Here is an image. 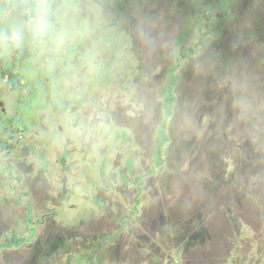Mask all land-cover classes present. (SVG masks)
Returning <instances> with one entry per match:
<instances>
[{
    "label": "rangeland",
    "instance_id": "1",
    "mask_svg": "<svg viewBox=\"0 0 264 264\" xmlns=\"http://www.w3.org/2000/svg\"><path fill=\"white\" fill-rule=\"evenodd\" d=\"M73 3L0 53V264H264V0Z\"/></svg>",
    "mask_w": 264,
    "mask_h": 264
},
{
    "label": "clouds",
    "instance_id": "2",
    "mask_svg": "<svg viewBox=\"0 0 264 264\" xmlns=\"http://www.w3.org/2000/svg\"><path fill=\"white\" fill-rule=\"evenodd\" d=\"M74 13L73 0H0V53L28 47L54 61L70 39Z\"/></svg>",
    "mask_w": 264,
    "mask_h": 264
},
{
    "label": "trees",
    "instance_id": "3",
    "mask_svg": "<svg viewBox=\"0 0 264 264\" xmlns=\"http://www.w3.org/2000/svg\"><path fill=\"white\" fill-rule=\"evenodd\" d=\"M31 50L33 51L32 48H24L22 50H19V51H15L16 53V58H15V61H16V64L18 66H22L23 63L26 61V60H29L30 57H31ZM0 64L2 65L1 61H0ZM12 68L14 69V66H12ZM10 68V67H6V70L4 69H1V75L2 77L7 81V82H12L13 80V77L15 76L14 74V70ZM12 89H16L17 85L14 86V84L12 83ZM171 95V94H169ZM166 141V137L164 136V134H160L158 137H157V148H158V151H157V154L158 156L156 157V164L157 165H161L163 163V160L162 158L160 157V152H161V149H162V145L165 143ZM1 144V142H0ZM9 145V144H7Z\"/></svg>",
    "mask_w": 264,
    "mask_h": 264
}]
</instances>
